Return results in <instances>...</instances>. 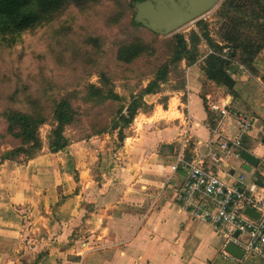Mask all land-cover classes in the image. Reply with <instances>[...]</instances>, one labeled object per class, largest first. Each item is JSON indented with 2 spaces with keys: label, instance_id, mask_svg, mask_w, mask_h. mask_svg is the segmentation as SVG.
<instances>
[{
  "label": "crops",
  "instance_id": "0c3cea01",
  "mask_svg": "<svg viewBox=\"0 0 264 264\" xmlns=\"http://www.w3.org/2000/svg\"><path fill=\"white\" fill-rule=\"evenodd\" d=\"M231 71L232 91L219 88L218 98L206 94L208 110L211 103L227 107L222 124L220 112L211 110L219 114L216 126L210 119L202 98L206 75L197 64L185 90L146 96L151 112L136 116L113 151L101 146L106 136H97L24 163L0 159V264H264L175 201L186 172L171 167L187 118L193 123L188 160L199 143L204 152L208 141L217 148L216 129L233 138L240 133L237 117L250 119L243 148L259 165L247 171L235 156L221 165L206 158V164L228 181L243 173L264 180V144L250 148L254 140L264 143V49L252 72L240 73L236 65ZM31 231L38 232L34 240ZM232 243L242 257L229 252Z\"/></svg>",
  "mask_w": 264,
  "mask_h": 264
},
{
  "label": "trees",
  "instance_id": "16d2710c",
  "mask_svg": "<svg viewBox=\"0 0 264 264\" xmlns=\"http://www.w3.org/2000/svg\"><path fill=\"white\" fill-rule=\"evenodd\" d=\"M100 0H0V34L13 35L40 25L47 18L58 16L68 6L74 5L80 11L89 10ZM125 5L124 15L141 0H114ZM224 24L219 34V42L209 40L214 54L208 50L201 51V39L194 33L190 42L184 35H175L173 40L159 43L162 36L147 29L135 21H130L129 31L137 33L144 28L151 32L152 43L142 37H133L117 48L116 62L124 66H132L142 59L159 57L158 66L153 79L146 87L132 93L128 105L123 104L124 98L116 91V75L109 67L99 72V84L89 83L82 90H75L56 99L52 109L43 106L39 100L26 94L23 100L29 107L25 109L9 106L0 113L5 120L4 129H0V156L3 161L18 163L28 162L43 153L45 144L40 134L41 127L49 122L53 129L49 136L48 147L52 153H58L70 145L65 135L68 128L81 129L82 140H90L94 136L117 132L118 147L126 138L125 131L140 113L150 112L152 107L145 101L146 96L162 93V84L169 80L170 74L182 76L178 71L180 64L192 67L200 64L206 78L219 88L232 91L234 80L229 69L232 65L222 57L225 47L230 48L233 61H243L250 69L256 57L264 49V0H227L222 7ZM121 15H110V20H119ZM114 24V23H113ZM117 26V25H115ZM174 43L175 46H172ZM165 47L163 51L161 48ZM246 66V67H247ZM105 68V67H104ZM185 73V71H182ZM125 76V75H124ZM183 83L175 91L185 90ZM17 99V95L14 97ZM208 110V98L202 94ZM206 100V101H205ZM25 106V105H23ZM22 106V107H23ZM213 126L217 125L219 114L208 110ZM113 116L109 121V117ZM215 121V122H214ZM10 148L3 150V146Z\"/></svg>",
  "mask_w": 264,
  "mask_h": 264
},
{
  "label": "rangeland",
  "instance_id": "374dc122",
  "mask_svg": "<svg viewBox=\"0 0 264 264\" xmlns=\"http://www.w3.org/2000/svg\"><path fill=\"white\" fill-rule=\"evenodd\" d=\"M226 1L221 0L208 13L174 33L159 36L157 38L159 43L173 40L177 34L184 35L190 42L194 33L201 39V51L209 52V49L211 50L209 40L219 42V34L223 32L225 19L221 10ZM125 7L114 0H100L98 4L85 11H80L71 5L58 16L47 18L33 29L13 35L0 34V113L9 106L22 109L29 107L30 105L23 100L25 94L33 96L34 100H39L50 111L59 97L75 90H82L89 83L99 84V72L109 67L116 75V91L124 98L123 104L128 105L131 94L146 87L153 79L157 68L155 63L158 66L161 58L157 56L152 59L141 58L132 66H124L116 62V50L120 43L133 37H142L151 43L153 39L151 32L142 27L137 29L136 34L134 31H129L128 25L135 17L136 9H131L124 15ZM114 14L121 15L119 20L115 18L110 20V15ZM171 44L175 46L174 43ZM164 48L162 46L161 51ZM236 63L247 66L240 59L234 61V65ZM184 65L182 63L178 67L182 76L178 77L175 73H171L169 80L162 84V93L174 91L183 81L187 87L191 67ZM198 65L202 69V66ZM246 68L250 72L253 70L248 66ZM183 70L185 73L182 72ZM202 91L203 95L211 94L214 98H218L219 87L207 78L203 80ZM15 95H17L16 100L12 98ZM167 98L163 96L160 101L166 103ZM149 100L151 101L152 98ZM112 117H109V121ZM4 125L5 120L0 117L1 130L4 129ZM53 127L51 119L41 127L40 134L45 144L43 152H51L48 142ZM65 135L70 139V145L86 141L82 140L84 132L81 129L68 128ZM115 135L117 132L98 135L102 138L106 136L101 146L105 145L111 151L118 148ZM258 143L260 146L264 144L263 141L254 140L250 148L253 149ZM8 148L10 146L5 145L2 149ZM30 222L32 220H29ZM25 225L28 226L27 223ZM31 227L26 228L30 231ZM27 233L31 235L29 240H34L38 235V232L33 231Z\"/></svg>",
  "mask_w": 264,
  "mask_h": 264
},
{
  "label": "built area",
  "instance_id": "2783aa9c",
  "mask_svg": "<svg viewBox=\"0 0 264 264\" xmlns=\"http://www.w3.org/2000/svg\"><path fill=\"white\" fill-rule=\"evenodd\" d=\"M230 52V48H224L222 57L234 65ZM208 54H214L213 50L209 49ZM235 65L238 72H248L245 66L238 63ZM229 72L232 73L231 69ZM209 108L221 113V124L229 115L226 106L220 108L219 105L211 103ZM185 124L182 150L171 167L173 173L179 170L186 172L185 182L175 198L178 207L188 212L193 219L213 226L219 234L241 246L245 252L264 261V180L259 182L243 173L228 181L220 176V169L214 170L206 164V158H210L217 165H221L231 156L240 158L244 150V136L252 128L251 120L238 116L240 133L233 138L224 135L219 128L216 129L214 133L219 139L217 148L213 147L212 141H208L205 145L209 150L204 152V144L199 143L193 150L194 157L191 160L186 158L185 153L191 143L189 134L193 123L187 118ZM247 208L256 212L257 217L247 215ZM235 233H239L237 237L234 236Z\"/></svg>",
  "mask_w": 264,
  "mask_h": 264
},
{
  "label": "water",
  "instance_id": "95a60500",
  "mask_svg": "<svg viewBox=\"0 0 264 264\" xmlns=\"http://www.w3.org/2000/svg\"><path fill=\"white\" fill-rule=\"evenodd\" d=\"M221 0H141L135 4V21L159 35L167 36L179 30L186 24L198 19L212 10ZM241 159L245 162L244 169L250 171L252 166H258L260 159L252 153L243 150ZM246 214L257 217L251 208ZM239 233H236L238 236ZM229 252L236 257H242L243 251L231 244Z\"/></svg>",
  "mask_w": 264,
  "mask_h": 264
}]
</instances>
